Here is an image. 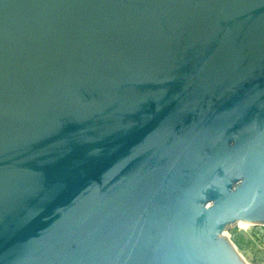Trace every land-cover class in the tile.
<instances>
[{
	"label": "water",
	"instance_id": "1",
	"mask_svg": "<svg viewBox=\"0 0 264 264\" xmlns=\"http://www.w3.org/2000/svg\"><path fill=\"white\" fill-rule=\"evenodd\" d=\"M264 225V0H0V264H251Z\"/></svg>",
	"mask_w": 264,
	"mask_h": 264
},
{
	"label": "rangeland",
	"instance_id": "2",
	"mask_svg": "<svg viewBox=\"0 0 264 264\" xmlns=\"http://www.w3.org/2000/svg\"><path fill=\"white\" fill-rule=\"evenodd\" d=\"M226 233L249 263H264V225L242 226L239 223H233Z\"/></svg>",
	"mask_w": 264,
	"mask_h": 264
},
{
	"label": "bare ground",
	"instance_id": "3",
	"mask_svg": "<svg viewBox=\"0 0 264 264\" xmlns=\"http://www.w3.org/2000/svg\"><path fill=\"white\" fill-rule=\"evenodd\" d=\"M237 223H239V225H242V226H248L250 224L248 222H237Z\"/></svg>",
	"mask_w": 264,
	"mask_h": 264
},
{
	"label": "built area",
	"instance_id": "4",
	"mask_svg": "<svg viewBox=\"0 0 264 264\" xmlns=\"http://www.w3.org/2000/svg\"><path fill=\"white\" fill-rule=\"evenodd\" d=\"M264 264V263H263Z\"/></svg>",
	"mask_w": 264,
	"mask_h": 264
}]
</instances>
